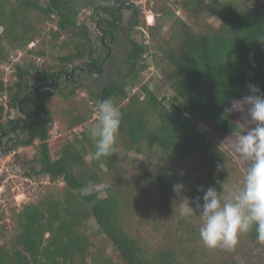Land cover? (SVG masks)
<instances>
[{"label": "trees", "instance_id": "16d2710c", "mask_svg": "<svg viewBox=\"0 0 264 264\" xmlns=\"http://www.w3.org/2000/svg\"><path fill=\"white\" fill-rule=\"evenodd\" d=\"M41 1L0 0V96L6 103H0V132L7 129L23 132L9 141L5 154L19 146L31 147L39 141V169L26 163V176L31 179L43 176L52 182L62 179L65 186L56 192L44 188L45 192L43 190V195L33 200L34 203L13 214L12 222L20 231L12 240L11 250L0 246V264H178L173 249L152 251L139 236L130 235L131 227L126 220L137 217L130 214L137 203L133 199L137 185L127 177L125 170L118 168L117 150L99 161L91 158L89 168L86 159L95 150L88 135L89 128H83L72 137L64 135L51 140L54 117L50 114L38 116L40 108L34 104L44 97L39 89L31 92L33 106H29L28 77L34 75L38 80L52 81L54 86L61 72L70 75L72 67L95 62L93 40L69 29L94 25V15H86L91 7L89 2L45 0L42 5ZM203 5H207L220 24L210 27L206 33L194 34L185 20L176 16L174 8L190 16ZM152 8L157 17L173 20L169 30L183 35L186 41L183 48L174 50L170 45L172 38L168 40L159 35L156 24L146 26L141 8L133 4L135 15L126 70L120 71L117 81L100 90L84 87L86 97L78 99L77 91L70 90L62 96L68 108L59 110L60 114L55 108L54 112L49 111L64 119L70 129H75L91 121L94 107L112 98L122 113L116 149L121 147L126 152L135 151L149 157L146 150L153 148L180 158L200 151L214 154L218 149L201 127L221 138L242 134L245 129L232 113H225V107L232 99L250 95L249 83L259 87L258 94H264V2L156 0ZM34 14L43 15V20L34 21ZM46 21L54 23L55 28L49 29ZM145 28L150 41L157 45L151 54L144 42ZM133 33L140 35L141 41L134 39ZM31 43L36 44L28 49L29 62L15 64L10 79L4 78L2 66L11 62V52L28 48ZM147 54L155 68L166 77L172 97L161 98L159 86L152 89L147 82L141 84L148 67ZM36 59H45V65H35ZM49 59L57 63L49 64ZM128 86L132 90L139 86V90L128 92ZM59 89L47 95L56 96ZM15 109L19 114L36 112V117L32 115L26 125L23 124L26 118L4 123V118L10 117ZM102 167L106 168L105 175L113 180L105 198L95 188L102 181L99 174ZM149 177L151 185L163 195L164 204L175 194L173 185L178 182L185 185L184 195L193 196L190 187L165 168L158 169L154 178L150 174ZM85 188L86 194L81 191ZM140 194L143 196L142 191ZM91 220L98 226L92 232L106 238L117 261L111 255L102 256L101 252L90 255L92 242L87 231L91 229L88 225ZM3 227L0 225V229ZM248 234L257 241L255 228Z\"/></svg>", "mask_w": 264, "mask_h": 264}, {"label": "rangeland", "instance_id": "374dc122", "mask_svg": "<svg viewBox=\"0 0 264 264\" xmlns=\"http://www.w3.org/2000/svg\"><path fill=\"white\" fill-rule=\"evenodd\" d=\"M138 1H140L141 4V0H133V4H135L136 8H141L146 26H153L156 24V32L168 40L172 38V41H170L171 47L176 51L181 50L186 41H184L181 33L170 32L169 27L173 20L157 17L153 8L151 10L148 8L144 13V9L142 5L138 4ZM227 1L229 0H220L221 3H226ZM259 1L264 2V0ZM41 4L45 5V0H42ZM250 5L252 6L253 4L251 3ZM91 7L87 9V16H93V13L88 15L89 12H92L93 8ZM174 10L176 11V16L185 20L194 34L206 33L210 27L220 24L218 18L207 9V5H203L198 11L190 14V16H185L181 9L174 8ZM128 14L126 15L125 13L123 22L118 24L120 31H122L120 34L117 32L118 38L112 45L113 54L111 56L110 66H104L103 76L93 75L87 78L84 77V79H79L83 85L78 82L76 85L66 84V81L62 79L60 81L61 87L57 92L58 95L50 97L44 94L43 99L34 103L35 105H39L38 108H40L37 113L38 116L45 117L50 114L54 117V124L50 130L51 140H57L64 135L72 137L76 132L79 134L83 131V128H90L95 122L93 115L91 121L87 122V124L81 125L75 129H70L64 119L57 117V115L55 116V114L50 113L49 110L54 112L53 108H55L57 113L60 114L59 110L64 111L67 109L68 104H66L67 102L64 101L62 96L68 94L72 89L77 91V98L80 99L86 97L87 92L84 87L100 90L109 83L118 80L120 71L123 72L127 68L126 59L131 51V46L128 43V41L130 42V37H127L126 33L129 32L130 35L132 32V30L130 31V20L132 17L129 18ZM148 15L153 16L154 20L150 17L151 22L153 21L152 25L148 23ZM33 16L34 21L43 20L44 18V16L40 14H34ZM46 23L49 29L55 28L54 23L50 21H46ZM94 28L95 25H89L88 27L91 31H93ZM69 29L70 32L79 31L78 29ZM144 34V42L148 45L149 53L151 54V52L157 49V45L150 41L148 32ZM133 35L134 39L141 41L140 35L134 33ZM62 38L65 39L66 35ZM35 44L36 43H31L28 48L11 52V62L2 66V69L5 71L4 78L10 79V76L15 70V64L23 62L25 65V63L27 64L29 62L27 60L28 49L34 48ZM145 58L148 67L142 75L141 84L147 82L152 89L159 86L161 98L164 96L172 97L173 94L168 87L166 77L162 75L161 71L155 68L149 54H147ZM44 62L45 59H36L35 65L44 66ZM48 63L55 64L57 61L49 59ZM24 67L27 68V66ZM39 81L40 80L34 75L26 79L27 85L34 87L40 86ZM138 90L139 86L133 90L128 86V92L133 93ZM2 97L3 96H0V103L3 102L6 104ZM94 109V111H96L97 107H94ZM232 114L235 120L246 131V126L241 124V114ZM21 117H23V115L19 114L15 109L11 111L10 117L4 118L3 122L7 123L9 120ZM201 130L217 147L218 151H213L214 154H205L200 151L194 154H187L185 157L180 158L172 154H162L159 149L153 148L151 150H146L150 155L149 157L148 155L138 154L135 151L126 152L121 147L117 148L118 168L125 170L127 172V177L133 179L137 187L139 186L138 188L135 187L136 190L133 194V199H135L137 203H135L136 205L134 208L132 207L133 209L130 210L131 216L136 215L137 217L134 220L128 217L126 220L131 227L129 233L133 237L139 236L145 247H149L152 251L167 248L173 249L176 253L178 264H264V245L253 240L248 233L240 234L235 248L231 250L223 247H217L215 249L205 247L199 238V227L202 223L199 213L196 212L189 218L180 217L178 211L174 213V198L176 194L171 195L168 202L164 204L161 192H158L151 185L152 180L149 174L151 176L153 175L152 178H154L158 169L165 168V170L183 180V182L190 187L191 194L193 195L190 199L195 200L197 197H200V203L202 204L204 192L200 189L206 191L209 187H214L217 191H221L222 185L224 184L232 185L242 182L248 163L242 160L232 149V144L235 142L237 136L226 139L218 137L209 129L201 127ZM8 144H10V142H8ZM39 144L40 142L37 141L31 147L19 146L7 151L6 154L3 153L0 157V225H2V227L5 226L0 229V246L10 250L12 248L11 243L13 238L20 231L18 225L12 222L13 214L22 210L24 206L34 203L33 200L36 201L40 195H43L45 189L48 187L56 192L65 186V182L62 179L52 182L49 181V178L47 179V177L43 176H37L38 178L35 179H31L27 176L34 185H32L31 182H24L23 185V176H26L25 172H28L25 168L26 163L39 169L37 161V147ZM86 161L88 165L91 164V157L89 155ZM218 165L222 166L219 170L217 167ZM105 172L106 168L102 167V171L99 172L102 181L95 187L102 198L107 196L106 192L112 185L111 181H113L105 175ZM141 191L143 196L140 194ZM30 192L31 195L29 196ZM192 206L195 208L194 203ZM88 225L91 227L90 231H87L92 242V246L89 250L90 255L101 252L102 256L111 255L113 260L117 261L114 249L107 243L106 238L97 236L92 232V230L98 227L96 222L91 220Z\"/></svg>", "mask_w": 264, "mask_h": 264}, {"label": "clouds", "instance_id": "9594fccd", "mask_svg": "<svg viewBox=\"0 0 264 264\" xmlns=\"http://www.w3.org/2000/svg\"><path fill=\"white\" fill-rule=\"evenodd\" d=\"M247 87L250 95L243 99H232L229 106L225 107L226 114L240 113L241 124L246 126V131L237 134L232 144L235 153L248 163L242 182L224 184L221 191L214 187H209L206 191L200 189L204 192L202 204L200 197L192 200L183 195V183L173 185L176 194L174 213L178 211L183 218L199 213L202 221L199 238L209 249H234L239 235L248 233L253 228L256 240L264 245V94H258L260 89L254 84L249 83ZM94 120L88 129L95 149L90 156L99 161L117 150L116 139L122 113L114 100L107 98L97 105ZM217 167L219 170L222 166ZM81 191L87 193L86 188Z\"/></svg>", "mask_w": 264, "mask_h": 264}, {"label": "flooded vegetation", "instance_id": "af4514ba", "mask_svg": "<svg viewBox=\"0 0 264 264\" xmlns=\"http://www.w3.org/2000/svg\"><path fill=\"white\" fill-rule=\"evenodd\" d=\"M89 4L92 6V12H89L88 15L93 13L95 17L94 25L95 28L93 31L89 30L88 28H80L78 29L79 33L88 36L93 40L94 49H93V58L95 62L90 64H82L80 66L72 67L70 69V75H67L65 72H61L57 79L56 83L53 86L52 81H39V87L29 86L26 90V94L29 95V106L32 107L33 104L31 102V92L35 89H39L38 92L42 94H49L57 90L58 87H61L60 81L64 79L66 84L76 85V83H82L79 79L88 76L98 75L103 76L104 74V66H110L111 56L113 54V47L112 45L116 42L118 35L117 32L120 34V27L118 24L123 22V16L128 14L130 20V29H132L133 19H134V9H133V0H94L88 1ZM116 26V28H114ZM127 32L126 30H123ZM108 32V33H107ZM110 32H113L110 33ZM127 37H129V32L126 33ZM130 44V42L128 41ZM131 46V44H130ZM83 85V83L81 84ZM73 90V89H72ZM36 108V107H34ZM23 117L18 118L20 121H26L23 124H27L28 121L31 120L33 116L36 117V112L32 115L30 114H22ZM38 115V114H37ZM18 132V133H17ZM16 133L13 132L12 129H7L3 132H0V153L1 151H5L8 147V142L11 139L15 138V136L22 135V130L19 129ZM2 153V154H3ZM0 155V157L2 156Z\"/></svg>", "mask_w": 264, "mask_h": 264}, {"label": "built area", "instance_id": "2783aa9c", "mask_svg": "<svg viewBox=\"0 0 264 264\" xmlns=\"http://www.w3.org/2000/svg\"><path fill=\"white\" fill-rule=\"evenodd\" d=\"M154 2L155 0H141V4H140V1H138V4L139 5H142V8L144 9V13L146 12V10H151L152 9V6L154 5ZM152 12V11H151ZM148 17H151L153 19V16H149ZM154 20V19H153ZM153 22V21H152ZM152 22L150 23L148 21L149 24L152 25ZM144 33L147 34L146 30H143ZM24 182H31V180L27 177V176H23V185H24ZM32 183V182H31ZM32 185H34V183H32ZM31 195V192L29 193V196ZM30 198V197H29ZM29 200V199H28Z\"/></svg>", "mask_w": 264, "mask_h": 264}, {"label": "bare ground", "instance_id": "6f19581e", "mask_svg": "<svg viewBox=\"0 0 264 264\" xmlns=\"http://www.w3.org/2000/svg\"><path fill=\"white\" fill-rule=\"evenodd\" d=\"M148 21L151 23L150 17L148 18Z\"/></svg>", "mask_w": 264, "mask_h": 264}, {"label": "water", "instance_id": "95a60500", "mask_svg": "<svg viewBox=\"0 0 264 264\" xmlns=\"http://www.w3.org/2000/svg\"><path fill=\"white\" fill-rule=\"evenodd\" d=\"M3 153V151H1L0 155Z\"/></svg>", "mask_w": 264, "mask_h": 264}]
</instances>
